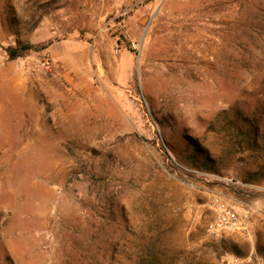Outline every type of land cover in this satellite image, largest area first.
Here are the masks:
<instances>
[{"label": "rangeland", "instance_id": "obj_1", "mask_svg": "<svg viewBox=\"0 0 264 264\" xmlns=\"http://www.w3.org/2000/svg\"><path fill=\"white\" fill-rule=\"evenodd\" d=\"M0 264H264V0H0Z\"/></svg>", "mask_w": 264, "mask_h": 264}, {"label": "built area", "instance_id": "obj_2", "mask_svg": "<svg viewBox=\"0 0 264 264\" xmlns=\"http://www.w3.org/2000/svg\"><path fill=\"white\" fill-rule=\"evenodd\" d=\"M211 206L214 213L208 228L211 234L246 233L249 231L245 218L234 207L217 198L212 200Z\"/></svg>", "mask_w": 264, "mask_h": 264}, {"label": "trees", "instance_id": "obj_3", "mask_svg": "<svg viewBox=\"0 0 264 264\" xmlns=\"http://www.w3.org/2000/svg\"><path fill=\"white\" fill-rule=\"evenodd\" d=\"M33 49H37L35 46H22V47H16V48H8L6 50V53L8 55V59L14 60L20 57H24L28 51Z\"/></svg>", "mask_w": 264, "mask_h": 264}, {"label": "crops", "instance_id": "obj_4", "mask_svg": "<svg viewBox=\"0 0 264 264\" xmlns=\"http://www.w3.org/2000/svg\"><path fill=\"white\" fill-rule=\"evenodd\" d=\"M52 57H53V56H52ZM53 59H54V57H53ZM64 61H65L67 64H69V63L74 64V63H75V65H78L79 63H81V62H79V59L73 55L72 48H70V47H69V49L66 51V53H65V55H64Z\"/></svg>", "mask_w": 264, "mask_h": 264}]
</instances>
